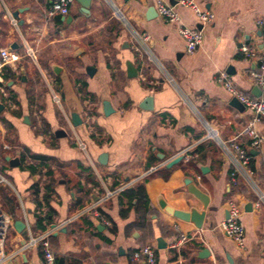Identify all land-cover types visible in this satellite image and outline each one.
<instances>
[{"label":"crops","instance_id":"1","mask_svg":"<svg viewBox=\"0 0 264 264\" xmlns=\"http://www.w3.org/2000/svg\"><path fill=\"white\" fill-rule=\"evenodd\" d=\"M52 1L0 0V50L17 57L2 69L0 84V173L7 182L0 184L2 264H42L40 248L14 252L47 232L64 264H142L133 253L146 246L157 264H264V203L258 202L264 142L258 151L250 148L242 133L253 114L232 107L233 97L218 82L223 74L240 93L264 99L251 76L256 62L240 51H262L264 0H192L213 14L204 25L166 0L185 26L202 32L192 55L153 0H91L87 13L74 0L65 17L48 16ZM134 32L149 36L163 72L138 57ZM127 62L135 78H128ZM104 102L112 109L108 116ZM255 127L264 136V122ZM231 140L251 157V181L232 175L219 146ZM180 155L178 164L165 167ZM185 180L208 197L200 229L160 207L203 211ZM105 189L123 191L100 201ZM229 201L242 209L243 249L219 227ZM93 207L96 214L88 210ZM16 222L24 224L21 231ZM180 235L186 241L173 248Z\"/></svg>","mask_w":264,"mask_h":264},{"label":"built area","instance_id":"2","mask_svg":"<svg viewBox=\"0 0 264 264\" xmlns=\"http://www.w3.org/2000/svg\"><path fill=\"white\" fill-rule=\"evenodd\" d=\"M156 14L167 24L173 25L176 28L177 34L184 41L185 51L188 55H192L196 50H198L203 43L202 32L196 28H190L185 26L181 18L176 11L174 6H171L167 3L166 0H153ZM74 0H53L51 3V8L48 12V16L60 15L67 16L69 13V8L72 5ZM176 6H181L184 8L190 9L199 24L204 25L210 23L213 20V14L207 11H203L194 4L192 0H175ZM8 19L13 26H16V20L8 13ZM262 22H258V25H262ZM133 39L135 41L134 51L137 53L138 57L141 59L144 57L147 61L156 65V67L163 72V67L159 62H157L152 55L149 48L150 38L146 34H139L137 32L133 33ZM240 51L245 55L246 59H252L256 62L257 69L251 75L256 86L264 92V33H263V48L261 53H257L255 50L248 48L247 46H242ZM31 54V53H30ZM29 54V55H30ZM17 60L16 56H13L6 49L0 50V84L3 83L2 69ZM218 82L223 85L225 90L230 94L231 97L235 98L243 107L250 110L253 114L252 119L247 124L243 130V135L247 137L249 141V146L252 150L258 151L261 145L264 142V136L256 130V125L260 122H264V99H256L250 96H246L240 93L232 81L228 79L225 75H221L218 79ZM52 100L56 105H59V97L55 94H52ZM209 134L207 139H209ZM78 147L85 151V147L81 142H78ZM219 146L233 167L232 175H240L245 180L251 181L252 171L250 169L251 157L248 155L246 149H244L240 144L235 140L227 142H219ZM6 179L0 173V184H6ZM124 189V188H123ZM123 189L117 191H111L105 189L104 195L100 201H106L110 199L115 194L123 191ZM258 202L264 203V193L258 195ZM92 213L96 214V209H88ZM228 218L223 220L219 227L223 234L231 240L238 248H244V227L241 223V214L242 209L234 201H229L227 205ZM6 229V219L0 215V264L5 260L3 253V233ZM50 233H44L39 236L30 238L14 252V256L19 255L20 253L33 249L40 248L42 252V264H57L56 258L51 250L49 243ZM186 241V238L183 235H180L179 239L172 245L173 248L180 246L183 242ZM133 260L136 262H141L142 264H157L156 263V254L153 247L146 246L138 249L133 253Z\"/></svg>","mask_w":264,"mask_h":264},{"label":"water","instance_id":"3","mask_svg":"<svg viewBox=\"0 0 264 264\" xmlns=\"http://www.w3.org/2000/svg\"><path fill=\"white\" fill-rule=\"evenodd\" d=\"M76 2H78L80 4L81 12H83V13L88 12L91 0H76ZM148 15L150 17H154L155 11L153 9H150L148 11ZM13 17L16 18L15 15H13ZM125 65H126V73H127L128 78H135L137 76V71L134 68V66L130 62H127ZM90 70H91V68H87V73H89ZM253 94H254V96L258 97L260 95V90L258 88H255ZM145 104H150V100L149 99L146 100ZM148 106L149 105H147V107ZM231 106L237 110H242L244 108L235 98L232 99ZM1 108H2V106L0 105V109ZM103 113L105 116H108L112 113V109L110 108V105L108 102L103 103ZM71 118H72V124L74 126H77L78 124L81 123V121L79 120L77 115L73 114L71 116ZM182 158H183L182 155L177 156L173 160L166 163L165 167L168 169L171 168L172 166L178 164L182 160ZM99 162L101 164H105V162H106V155L105 154H102L99 157ZM185 185L187 186V190H188L189 194H191L202 205V208H203L202 212H198L194 208L190 209L188 212L177 211V210H173L172 208L167 207L164 203H160V207L167 214L172 216L173 218L180 220V221H183V222H191L194 224V226L197 229H200L202 222L204 220V217H205V210L208 207V197L205 194H203L200 190H198L193 184H191L190 180H185ZM227 218H228V213L226 212L225 219H227ZM14 227L16 228L17 231H21L24 228V224L22 222H16L14 224ZM157 242H158V247L161 248L160 240H158ZM57 264H64L63 259L60 258L58 260Z\"/></svg>","mask_w":264,"mask_h":264},{"label":"trees","instance_id":"4","mask_svg":"<svg viewBox=\"0 0 264 264\" xmlns=\"http://www.w3.org/2000/svg\"><path fill=\"white\" fill-rule=\"evenodd\" d=\"M84 98H87V96H86V95H84Z\"/></svg>","mask_w":264,"mask_h":264},{"label":"rangeland","instance_id":"5","mask_svg":"<svg viewBox=\"0 0 264 264\" xmlns=\"http://www.w3.org/2000/svg\"><path fill=\"white\" fill-rule=\"evenodd\" d=\"M3 175V174H2Z\"/></svg>","mask_w":264,"mask_h":264}]
</instances>
